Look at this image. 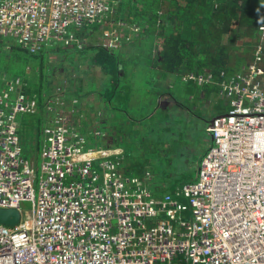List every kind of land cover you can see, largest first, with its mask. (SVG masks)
Listing matches in <instances>:
<instances>
[{"label": "built area", "instance_id": "obj_1", "mask_svg": "<svg viewBox=\"0 0 264 264\" xmlns=\"http://www.w3.org/2000/svg\"><path fill=\"white\" fill-rule=\"evenodd\" d=\"M113 9L112 0H0V36L39 52L76 27L107 22ZM261 30L264 35V25ZM118 38L107 44L117 46ZM261 50L222 84L231 107L208 127L214 146L198 179L162 197L123 176L114 159L101 161L99 174L94 163L108 151L86 148L85 137L59 112L43 128L37 197L17 119L36 113L37 101L11 84V91L18 86L15 99L0 94V208H18L21 219L0 224V264H264ZM24 201L31 211H22ZM189 210L186 220L182 213Z\"/></svg>", "mask_w": 264, "mask_h": 264}, {"label": "trees", "instance_id": "obj_2", "mask_svg": "<svg viewBox=\"0 0 264 264\" xmlns=\"http://www.w3.org/2000/svg\"><path fill=\"white\" fill-rule=\"evenodd\" d=\"M115 1L117 4H114L113 12L109 18L111 17L118 21L121 19L122 23L134 24L135 27L128 34L135 35L136 42L141 41L142 43L144 39L150 41L148 47L139 52L142 55V60L140 61V57H138V60L134 56L128 57L127 50H129L130 47L128 46L132 41H128L125 34L120 37L117 46L114 47L103 41L96 43L89 41L90 37H92L91 35L86 42H82L80 38L84 36H79L77 33L82 27L74 28L71 33H66L65 38L54 41L49 48L47 46L39 52H32L21 45L24 50L34 54L32 58L40 64L39 68L42 69L44 64L49 66L48 76H51L52 79L49 80V83L51 82L52 84L50 91L46 88L49 95L51 92L54 93L53 85H55V79H58L59 74L70 76L72 72L78 69L83 80L76 79L75 90L66 89L65 94L73 93V96H77L78 99L85 96L86 90L88 93L95 94L92 89H87L92 82L97 88L96 94L102 96L105 100L107 97L110 105L118 110L120 114L126 113L124 110H129L127 108L129 99L131 100V95L136 89L135 78H137V75L135 71L140 66H146L149 67V71L150 68L152 71L154 69L157 76L165 79V83L159 85L168 91L173 83L169 78L170 76L193 74L192 78L188 77L185 80L189 82L186 84L193 86L191 90L188 88V93L195 95L193 96L194 100L185 101L184 105L190 108L204 106L205 104L203 105L201 101L204 99L208 101L211 90L216 91L218 95L226 96L230 100L231 107L232 97L228 96L227 91L223 90L222 84L233 81L237 74L244 71L245 67L254 60V51L259 46L262 48L261 54H263L262 62L264 65V35L261 30V26L264 25V0ZM195 32L198 35H195ZM70 36L72 37L70 38ZM66 39H69L68 43H66ZM79 40L82 42L81 46L78 44ZM8 48H11V46L9 45ZM144 52L148 53L145 55ZM49 54L56 55L57 59L52 58L53 60L50 59L48 62L46 59ZM248 57L249 60L242 66ZM81 59H84V62ZM232 62L233 65L231 64ZM94 65H97V70L100 72L99 78L94 77L91 72L94 69ZM83 66L86 67L83 68ZM241 66V70L238 71ZM87 72L92 75L89 74L88 77L84 78ZM48 76L45 80H42L40 75L39 83L36 85L40 83L46 84ZM199 76H203L205 80L199 82ZM103 77L106 79L105 82L100 81ZM208 77H211L209 80H215L217 83L213 85L211 82L205 83ZM18 78L20 80H16ZM18 78L11 80L9 83L12 82L13 85L21 84L22 79ZM25 79L32 82L30 77ZM72 80L70 78V83ZM196 84H199L197 89L195 88ZM138 87L142 88L141 86ZM15 93L19 94L17 91ZM23 94L27 99L30 96L40 100V102L43 100V95L39 90L33 91L32 94L23 91ZM48 94H45V97ZM112 96L113 98L110 100ZM187 103L189 104L187 105ZM124 106L125 108H123ZM149 110L147 109L146 111L149 112ZM166 114L168 112L162 110V116ZM128 116V118H133L132 115ZM133 119L132 121L137 122L144 120L141 119V115ZM166 119L168 123L169 118ZM166 121L164 122L166 123ZM176 124L174 126L180 127L177 122ZM132 128H138L139 131H143V128L141 129L136 125L132 126ZM89 129H82L85 131L82 133L85 135L86 140H88L89 135H92V131L86 132ZM143 135L145 134L141 136ZM140 142L132 146L137 151H140L146 160H148L149 153L151 154L150 159H157L158 154H160V147L164 148V141H159L156 145V154L153 155L152 150L147 148L142 141ZM129 146L130 148L132 147L131 144ZM136 146H139V150ZM114 160L117 161L118 170L123 176L137 177L140 181H143L145 186H148V174L145 173L143 175L142 166L139 165L135 169V173L138 171V174L133 175L131 173L128 175L124 173L126 154L123 153V155L115 157ZM167 193H172V191Z\"/></svg>", "mask_w": 264, "mask_h": 264}, {"label": "rangeland", "instance_id": "obj_3", "mask_svg": "<svg viewBox=\"0 0 264 264\" xmlns=\"http://www.w3.org/2000/svg\"><path fill=\"white\" fill-rule=\"evenodd\" d=\"M114 4H117V2L112 0V5ZM119 21L110 17L108 22H104L101 25L100 23L83 25L82 29L84 32H81L82 29H79L80 31H77V33L79 36H84L80 38L82 42H86L87 38L91 35L92 37L89 40L94 43L98 41L110 43V41L114 40L117 35L121 37L123 34H125L127 36V40L133 42H131L130 47L134 49V53L136 54L135 59H138L139 51L137 52L136 48H146L148 47V43L150 41L148 39H144L143 43H141V41L136 42L134 35L128 34L135 27V25L126 22L122 23V21ZM9 45L11 48H8ZM132 49L128 51V54L130 51H132ZM33 55L34 54H31L29 51L24 50L16 38L11 36H0V94H3L9 90V82L11 80H15L16 78L20 77L22 79L21 85H24L23 89L26 93L28 92L32 94L33 91L35 92L36 90H39L43 95V106L45 111L38 108V111L34 114H19L17 117L20 124V136L22 141L21 156L29 160L32 164L33 188L37 197L39 195L40 182L43 176L42 148L45 144L43 128L45 125L49 124L48 121L50 119V115L53 114V117H55L58 115V112L61 114V116L66 117L68 123L66 120H62V122H66V124L72 127H78V130L83 136H85L82 133L84 132L82 130L83 127H86L85 129L90 128L89 130L92 131V135H89L88 140H86V148L94 147L108 151L109 157L99 158L94 163V169H96L99 174H101V168L99 167V163L101 161L109 158L114 159L115 157L121 155L117 154L113 155V157H110V151L116 148L121 149L124 147L127 150L130 147L128 144L136 145L142 141V143L147 148L152 150V154L154 155L156 154L157 143L159 141H164V148L161 151V154H158L157 159H150V153L148 156V163H150L155 170V174L151 172L154 175L153 177H156L158 181L162 182H158L157 185L163 184L164 189L167 188L170 192L172 191V193H174L183 188L185 184L184 182L197 180L198 172L195 169L199 166V164L202 163L203 158L214 146L213 135L209 132L207 127L210 126L212 120L215 117L226 113L230 108V100L226 96L218 95L212 98L210 101L209 99L208 101L207 99L201 101L203 105L205 104L204 106L206 110L201 107H191L193 109L194 115V117H191V119L192 123L195 124V128L193 130L189 126L190 122L188 120L182 119V117L177 114L179 111L178 105L167 110L170 113L175 110V112H172V115L176 116L175 118L170 114L162 116L161 111L157 114H151L148 117H145L144 120L138 122L132 121L134 119L128 118L129 116H126L127 114L125 113H121L119 117L115 118V113L113 110H111V105L108 102L107 97L106 101L102 98V96L96 94L97 88H95L94 84L91 82L87 89H92L95 94L88 93L86 90L85 97H87V101H85V98L82 100V102L73 106L74 111L81 113V116L79 117L75 116L72 110L64 107L66 89L75 90V80H83L82 76L79 74V70L76 69L71 73L70 76L68 75L69 77L59 74L58 79H55L54 93L49 95L47 90L49 89L50 91V87L52 86L51 82L49 83V80H52L51 76H48L49 66L44 64L42 69L39 68L40 64H38L37 61L32 58ZM80 55L83 57L82 54ZM52 58L57 59L56 55L49 54L46 60L49 62V60ZM81 61L84 62V59H81ZM87 64L89 66V62ZM86 66H83V68ZM97 69V65H94V69L91 72L94 77L99 78L100 72ZM89 74L91 73L87 72L84 78L88 77ZM40 75L42 80H45V78L48 76V82L46 84L40 83L39 85H36L39 83ZM26 77H30L32 82L25 79ZM70 78L73 79V83L72 81L70 83ZM100 81L105 82L106 79L103 77L100 79ZM156 83H160V85H162L165 83V79H163L161 76H158ZM150 85L155 89L163 87L156 85L155 82H151ZM135 86L136 90L142 94L141 100L148 99V102H152L155 99L151 93L147 95L144 89L138 87L140 86L138 81H136ZM183 86H181L179 83L178 88L180 91H187L188 88L189 90L193 88V86L188 84H183ZM9 93L11 100L16 98V93L14 91H10ZM45 94H48V96L45 97ZM68 94L72 95L73 93ZM181 96H183L185 100L189 99H187L185 94H182ZM193 96L195 95L191 96V100H194V98H192ZM112 98L113 96L110 98V100ZM58 99H63V102L59 101ZM77 102V100H73L71 105ZM188 104L189 103H187V105ZM182 105L183 104L180 106ZM125 106L123 108H125ZM166 118H169L168 123ZM164 121H166V123ZM174 122L179 123L183 129L174 126ZM134 125L139 126V128H143V131L148 129L144 131L146 134L141 136L142 131H139L138 128L133 129L132 126ZM95 132H98V134ZM190 135H199L200 138L195 140V142H193L190 146H187L186 142L190 141ZM160 149L162 148L160 147ZM140 159L141 158L139 157L132 161V166L135 169L140 165ZM135 174H138V171H136ZM165 178L168 180L166 183H164ZM164 189L160 190L164 191ZM181 200L188 203L185 198H181ZM31 209L32 205L30 201H24L22 203L23 212L31 211ZM159 217L170 221V219H168L165 214L161 213L159 214ZM182 217L186 220H191L190 210L183 212ZM176 229H178V225Z\"/></svg>", "mask_w": 264, "mask_h": 264}, {"label": "crops", "instance_id": "obj_4", "mask_svg": "<svg viewBox=\"0 0 264 264\" xmlns=\"http://www.w3.org/2000/svg\"><path fill=\"white\" fill-rule=\"evenodd\" d=\"M195 35H198V34L195 32ZM134 38L136 39V36L135 35H134ZM130 44L131 43H129V46L128 47H130ZM128 47H127V49H128ZM146 48H139V49L136 48V49H137V52L138 51L141 52L142 50H145ZM131 49H132V47L129 48V50H131ZM129 50H127V52ZM248 52H249V50H248ZM144 53L146 55L148 52H144ZM135 55L136 54L134 53V49H132V51H130V53L128 54V57L134 56V58H135ZM138 57H140V61H141L142 60V55H140L138 53ZM136 60H138V59H136ZM248 60H249V57L247 58V60L244 62V64L242 66H244ZM233 62H234V60H233ZM233 62L231 63L232 65H233ZM242 66L240 68H238L239 69L238 71L241 70ZM139 71H140L141 74L139 73ZM135 74L137 75V78H135V79H136V81H138L140 83V86L142 87V89H144L146 91L147 95L149 93H151L154 96L155 99L152 102H148V99L141 100L142 94L139 93V91L135 89L133 91L132 95H131L130 104L128 106L129 110L125 111L126 112L125 114H127L126 116L132 115V117L134 118V117H139L141 115V119H144L145 117L149 116L151 114V112H152V114H154V113L157 114L160 111L162 112V110L163 111H167V110L171 109L173 106H177L178 105L179 106V111L177 112V114H179L180 117H182V119L188 120L190 122V124H189L190 128L194 130L195 124L192 123V119H191V117H194L193 110H192V108L184 105L185 101H187V100H185L183 98V96H181L182 94H185L186 97H187V99L189 98L191 100V96H192L193 93H188L189 92L188 90L187 91H180L179 88H178L179 87V83L181 84V86H183V84L189 83L188 81H185V78L186 77H190L193 74H183V75H179L178 74V75L170 76L169 78L172 80L173 83L171 84L169 91L166 90V89H164V88H162V87L159 88V89H155V88H153L150 85L151 82H155L156 85H159L160 84V83H156L157 82V79H158V76H157V73H156V71L154 69L152 71V69L150 68V71H149V67L140 66V68L137 71H135ZM16 80H20V79L18 78ZM168 81H169V79H168ZM17 82H19V81H17ZM208 82H211L212 85L217 83V81H215V80H208L207 79L205 81V83H208ZM11 84H13V83L11 82L10 85ZM196 85H197L196 88H198L199 84H196ZM54 86L55 85H53V87ZM19 87L21 88V90L23 92L24 91V89H23L24 87L21 86V84H19ZM17 88H18V86L15 87V89L13 91L14 92L17 91ZM8 91L9 92L11 91L10 88H9ZM16 96H17V94H16ZM216 96H218V94L216 93V91L211 90V92L209 94V97H208L209 101L212 98L216 97ZM64 98H65V100H64L65 101L64 107L67 108V109H69V110H72L73 111V114L75 116H79L80 117L81 116V113L80 112H77V111H74L73 106L79 104L85 98H86L85 101H87V97L83 96V97L80 98L81 99L80 100V99H78L77 96H75V95L73 96V94L72 95L66 94V96ZM58 100L61 101V102H63L62 101L63 99L62 100L61 99H58ZM73 100H77L78 102L71 105V103L73 102ZM37 101L39 102L38 108L44 110L43 100H42V102H40V100H37ZM158 104H160V105H158ZM181 104H183V105L180 106ZM130 105H132V107H130ZM199 107H201L204 110H206L205 106H199ZM110 108L115 113V116H114L115 118H117V117H119L121 115L120 112L118 110H116L114 107L111 106ZM147 109H150L149 112L146 111ZM145 112H147V113H145ZM167 112H168V114L172 115V112H175V110H173L171 113L169 111H167ZM48 114H51V113H48ZM51 115H50V119H49L48 123H50V120L52 118H54L53 117V114H51ZM144 115H146V116H144ZM172 116L174 118L176 117L174 115H172ZM175 125H177L176 122H175ZM177 127L183 129V127L181 125H180V127L179 126H177ZM197 127H198V125H197ZM85 128L86 127H83V130ZM86 132H90V130H87ZM142 134H146V133H144V131H142ZM20 138H21V136H20ZM189 138H190V141L186 143L187 146H190L193 142H195V140L199 139L200 136L199 135L198 136H191L190 135ZM21 144H22V141H21ZM136 147H138V150H139V146H136ZM162 150H163V148L160 149V154H161V151ZM123 153L126 154V160H125V165H124V168H125L124 173H126L128 175H130L131 173L133 175H136L135 174V168L132 166V161L134 159H136L137 157L142 156L141 153H140V151H137V149L134 146H132L131 148L129 147L127 150L124 147V148H121V149L116 148V149H114V150H112V151L109 152L110 157H113V155H117V154L123 155ZM140 158H141L140 159L141 160L140 161V166H142L143 175L145 173L148 174V176H147L148 186L147 187L149 188L150 192L152 193V196H154V197H162V196H164L169 190L167 188L164 189L163 188V184H160V185L158 184L157 185L158 182L159 183H162V182L158 181L156 179V177H153L154 175L151 173V172H153L155 174V172H154L155 170L153 169V166L150 163H148V160H145L143 158V156L140 157ZM150 165H151V167H150ZM199 166H200V164H199ZM199 166L195 169V170H197V172H198ZM131 167H132V169H131ZM128 177H130V176H128ZM166 181H168V180H166V178H165L164 183H166ZM191 182H193V181H191ZM191 182L190 181L184 182L185 183L184 185H186L188 183H191ZM142 183H143V181H142ZM160 189H164V191H161Z\"/></svg>", "mask_w": 264, "mask_h": 264}, {"label": "water", "instance_id": "obj_5", "mask_svg": "<svg viewBox=\"0 0 264 264\" xmlns=\"http://www.w3.org/2000/svg\"><path fill=\"white\" fill-rule=\"evenodd\" d=\"M21 219L18 208H0V224L15 225Z\"/></svg>", "mask_w": 264, "mask_h": 264}, {"label": "flooded vegetation", "instance_id": "obj_6", "mask_svg": "<svg viewBox=\"0 0 264 264\" xmlns=\"http://www.w3.org/2000/svg\"><path fill=\"white\" fill-rule=\"evenodd\" d=\"M29 99H34V100H36V101H37V99H36V98H34V97H33V98H30V97H29ZM38 106H39V102L37 101V110H38Z\"/></svg>", "mask_w": 264, "mask_h": 264}, {"label": "clouds", "instance_id": "obj_7", "mask_svg": "<svg viewBox=\"0 0 264 264\" xmlns=\"http://www.w3.org/2000/svg\"><path fill=\"white\" fill-rule=\"evenodd\" d=\"M209 127V126H208ZM200 167V166H199ZM198 171H199V168H198ZM137 178V177H136ZM198 179V178H197ZM196 181V180H195ZM195 181H193V182H195ZM193 182H191V183H193ZM188 184H190V183H188ZM188 184H186V185H188ZM185 186V185H184Z\"/></svg>", "mask_w": 264, "mask_h": 264}]
</instances>
